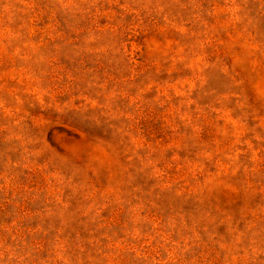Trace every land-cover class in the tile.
<instances>
[{"label": "rangeland", "instance_id": "obj_1", "mask_svg": "<svg viewBox=\"0 0 264 264\" xmlns=\"http://www.w3.org/2000/svg\"><path fill=\"white\" fill-rule=\"evenodd\" d=\"M0 264H264V0H0Z\"/></svg>", "mask_w": 264, "mask_h": 264}]
</instances>
